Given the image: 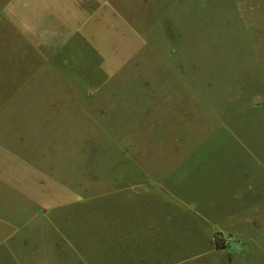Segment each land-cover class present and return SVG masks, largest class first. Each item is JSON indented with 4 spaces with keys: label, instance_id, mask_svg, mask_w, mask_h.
Masks as SVG:
<instances>
[{
    "label": "rangeland",
    "instance_id": "374dc122",
    "mask_svg": "<svg viewBox=\"0 0 264 264\" xmlns=\"http://www.w3.org/2000/svg\"><path fill=\"white\" fill-rule=\"evenodd\" d=\"M1 121L57 183L27 264H264V0H0ZM227 188L263 224L210 218Z\"/></svg>",
    "mask_w": 264,
    "mask_h": 264
},
{
    "label": "crops",
    "instance_id": "0c3cea01",
    "mask_svg": "<svg viewBox=\"0 0 264 264\" xmlns=\"http://www.w3.org/2000/svg\"><path fill=\"white\" fill-rule=\"evenodd\" d=\"M86 16L89 17L85 12L72 16L70 28H85L90 23V19L84 21ZM2 123L4 124V121L0 122V125L3 126ZM8 127L7 125L5 129H0V264H27L26 226L41 223L44 210L47 209V206L51 208L56 202L58 189L57 183L52 179L50 169H48L50 164L43 163V161L48 162L51 156L42 153L40 143H36L35 138L31 137L32 135L23 133L24 136L16 137V133L10 131L12 127L11 129ZM238 194L234 188L232 191L227 188L224 196H220L219 200H213L210 203L208 216L213 218L218 215H227L225 210L231 209L230 206L235 210L234 204L238 203L237 210L243 219L237 224H263L261 212L256 204L262 198L261 190L253 191L249 188L247 196L245 191L242 192V195ZM43 205H45L44 210ZM184 206H186L185 203ZM195 206L193 205V207ZM193 211L194 216L199 219L200 215L195 213V210ZM201 217L205 216L201 215ZM222 218L225 217L222 216ZM136 223L138 224L137 220ZM137 230L125 237L144 242L151 239L152 236L149 233L143 235L139 234ZM39 237L44 236L39 235ZM66 237L62 236L59 239L64 240ZM42 240H48V238H42ZM50 241L54 242L49 244L50 248H53L49 254L50 262L67 264L68 260L64 258H70L67 249H58L57 239H50ZM70 246L72 262L79 263V259L85 257L86 254L75 248L74 244H70ZM66 252L68 254L63 255ZM35 253H40V251ZM44 256L41 254V257ZM33 257L34 259L28 260V262L45 264L49 261L40 260L37 254ZM120 259L121 264L126 263L125 258L121 256ZM126 264L132 263L127 262Z\"/></svg>",
    "mask_w": 264,
    "mask_h": 264
}]
</instances>
